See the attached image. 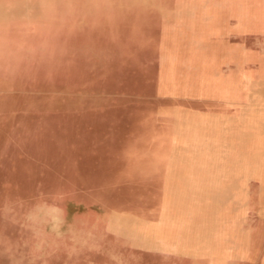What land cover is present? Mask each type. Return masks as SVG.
Segmentation results:
<instances>
[{"label":"rangeland","instance_id":"1","mask_svg":"<svg viewBox=\"0 0 264 264\" xmlns=\"http://www.w3.org/2000/svg\"><path fill=\"white\" fill-rule=\"evenodd\" d=\"M0 264H264V0H0Z\"/></svg>","mask_w":264,"mask_h":264},{"label":"crops","instance_id":"2","mask_svg":"<svg viewBox=\"0 0 264 264\" xmlns=\"http://www.w3.org/2000/svg\"><path fill=\"white\" fill-rule=\"evenodd\" d=\"M201 122H196V124H200ZM192 124H194V122H192ZM191 128H193L191 126ZM199 128V127H196ZM166 139L167 142H165L169 147L165 148L164 150L166 151L164 155V160L166 161H173L175 162V160H177L178 158L174 157V154L176 153V149L173 145H183V143L187 146L186 150H187V158L184 159H180L183 160L186 163H183L182 165H186V169L192 171V173H189V175L194 174V160H198V158H201L203 160H207V161H211L212 160V156H211V152L212 149H217L219 148L221 150L220 147L214 148L216 146H220L222 144V138L218 137V139H216L215 143L211 142L210 137L209 138H199V137H195L193 132L188 133V135L186 137H167L164 138ZM170 139V140H169ZM201 139V140H198ZM195 145H198L200 147H197V149L194 147ZM208 146V148H207ZM213 147V148H211ZM197 150V151H196ZM216 155V154H215ZM202 156V157H201ZM218 160H221L218 159ZM178 161V160H177ZM207 165V164H206ZM171 169L175 170L174 167L175 165L171 163ZM209 166V164L207 165Z\"/></svg>","mask_w":264,"mask_h":264}]
</instances>
